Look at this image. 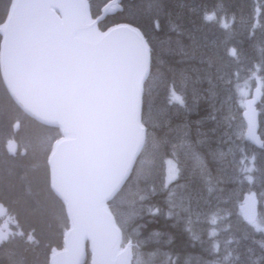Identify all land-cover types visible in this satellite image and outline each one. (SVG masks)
<instances>
[{
	"label": "trees",
	"instance_id": "trees-1",
	"mask_svg": "<svg viewBox=\"0 0 264 264\" xmlns=\"http://www.w3.org/2000/svg\"><path fill=\"white\" fill-rule=\"evenodd\" d=\"M103 1L89 0L92 16L99 13ZM139 1L124 0L123 9L104 18L99 28L104 29L117 22L133 24L144 34L150 46V71L143 86L142 112L150 104H155L163 112L166 110V115L158 116L156 122H162L158 126H151L143 120L149 130L148 139L152 130H155L156 147L167 152L169 135L161 131L177 130L184 122L188 127L190 144L205 153L209 144L218 142L215 137L222 139V132L213 120L216 119L217 123L221 120L219 126L223 127L227 121L225 117L233 118V110L230 116L227 115L230 108H226L225 99L232 96L231 103H236L238 110L241 109L237 100L239 84L245 79L253 83L256 77L262 82L264 91V0H158L160 7L157 9L161 8L163 13L158 17L146 11ZM7 5L8 0H0V21ZM212 12L216 14L215 18L207 23L205 14ZM227 13H231V17ZM157 23L158 27L155 25ZM224 23L228 24L227 28L223 27ZM209 28L217 30L216 34ZM232 49H235L236 56L230 54ZM231 69L233 72L229 73ZM170 86H174L176 94L183 98V105L172 107L163 102L171 99V94H168ZM209 86L214 89L210 91ZM0 102L7 112L17 109L1 85ZM210 104H213L212 109ZM256 105L262 127L259 130L263 141L261 146H251L240 132H236L234 138L227 135L219 141L226 152H232L233 145L235 155L244 161L242 164L238 160L231 178L223 179L217 172L216 178H198L194 168L187 167V163L176 158L181 169L179 177L164 190H152V193H145L144 201H136L140 208L126 223L124 233L139 245L141 261H147L148 264H264V233L245 225L246 220L238 212V205L247 189L254 190L264 198V92ZM215 111L219 112L218 115ZM177 114L182 119L174 117ZM163 116L167 121H163ZM34 124L39 128H34ZM164 125L167 128H163ZM214 128L221 136L214 134ZM25 129L27 138H32V141L24 144L26 153L22 156H7L1 142L5 137L0 136V201L6 207L11 233H15L10 236L6 249L15 251L22 264H47L50 249L61 245L66 219L60 200L48 186L45 153L40 151V147L34 148L31 143L50 141L49 147L58 132L32 120L27 121ZM45 130L50 131V136ZM231 138L234 139L232 144ZM144 147L142 152L146 151ZM248 150H252L253 154ZM212 159L214 157L210 155L206 162L212 165ZM245 167L251 171L243 172ZM215 169L209 168L211 173ZM248 176L252 179H247ZM173 203L175 207H172ZM109 206L112 208L115 203L111 201ZM154 207L160 211L153 214ZM262 209L261 204H258L257 211L260 213ZM208 211L212 214L210 217ZM215 213L221 216L220 221L227 222L220 225L218 231L231 239L232 253L225 251L223 243L217 239L219 232L210 235L213 233L210 219ZM14 225H18L16 230H12ZM216 245L219 246L218 250ZM238 253L240 255L235 256ZM87 261L88 252L83 264H87Z\"/></svg>",
	"mask_w": 264,
	"mask_h": 264
},
{
	"label": "snow or ice",
	"instance_id": "snow-or-ice-1",
	"mask_svg": "<svg viewBox=\"0 0 264 264\" xmlns=\"http://www.w3.org/2000/svg\"><path fill=\"white\" fill-rule=\"evenodd\" d=\"M86 8L82 0H9L0 25L6 37L0 65L16 100L33 111L38 101H44L45 114L63 129L64 139L56 140L51 148L52 155L59 158L51 189L72 214L74 258L68 264H78L81 243L87 239L92 241L94 264H115L110 257L116 255L123 257L120 264H148L140 260L138 244L128 240L127 247L118 246L120 229L111 213L101 212L108 196L132 179L134 160L146 140L144 125L137 117L136 90L148 70V42L130 24L97 31L87 20ZM57 10L63 19L56 15ZM215 15L206 13L204 19L212 21ZM230 54L237 55L235 49ZM169 92L172 100L184 103L174 86ZM248 135L253 136L251 121ZM175 172L174 167L169 168V182ZM148 175L147 171L141 173L144 180ZM145 199L140 196L141 201ZM159 211L152 209L153 214ZM243 215L257 231H264L260 227L264 220L258 222L250 206L243 207ZM12 235L15 233L0 235V264H22L15 251L6 249Z\"/></svg>",
	"mask_w": 264,
	"mask_h": 264
},
{
	"label": "rangeland",
	"instance_id": "rangeland-1",
	"mask_svg": "<svg viewBox=\"0 0 264 264\" xmlns=\"http://www.w3.org/2000/svg\"><path fill=\"white\" fill-rule=\"evenodd\" d=\"M152 1L153 0H151V1L150 0H140L139 2H142V4L145 6L144 9L146 11L154 13V15L157 17H158V15H162L163 13H161V11H160L161 8L157 9L160 7L159 6L160 3L158 2V4L154 5ZM254 78L255 79H254L253 83L251 82V80L245 79L239 84L240 86L238 88L237 100L239 101V106H241L240 110H238V108H237L238 106L236 103H231V101H230L231 99L229 100V98H226V100H225L226 104H227L226 108L229 107L230 112H232V110H233V113H232L233 118L231 120L232 122H231V125L229 124L231 126L232 130L231 131L226 130V129H228V127L225 124H224L225 127L223 126L225 130L223 129V127H222V129H220L221 127L218 126V128L221 130V132H223V133H221L222 137H223L222 139H225V136H227V134L230 135V137L234 138L236 132H240V135L243 138V130L245 128V121H244L243 117H241V112H242L243 107H244L243 105L245 103V99L251 95V90L256 85H258L260 87V90L262 93L264 92L262 90V86H261L262 82L259 79L257 80L256 77H254ZM0 85L6 93V90H5V88L1 82V79H0ZM169 94H170V92H169ZM257 101H259V99ZM163 102L167 106H169V102L172 103L170 100H166ZM175 103L173 106L183 105V104H179L177 102H175ZM2 104L3 103L0 102V136L2 137V135H3L5 138L1 142L4 144L6 140L14 137L19 142L21 147L24 148V144L30 143L32 141V138H27L26 129H25L26 125H27V121L29 119H27V117L24 116L18 110V108L12 109L9 112H7V110H5L4 106H2ZM155 106H156L155 104H150L142 112V119L145 122L149 123L151 126L152 125L158 126L159 124H161L162 122H156L158 116H160L162 114L166 115L165 114L166 110L163 112L159 106H156V107ZM230 112L228 115L231 114ZM169 114H171L170 111H169ZM163 121H167L164 116H163ZM214 121H213V123H214ZM258 121H259V127L261 128L260 119ZM219 122H218V124L216 122V126L219 125ZM225 123L227 124L228 122L226 121ZM15 124L19 125L17 130H14ZM33 127L37 128L38 126L34 124ZM152 131H153V133L151 136H149V139H148V133H147V137H146V141H145V147H144V149L146 151L142 152L139 159L137 160V163L134 167L135 171L132 173V179L127 181L125 183V185L121 188V190L118 192V194L114 197L113 202L116 205L114 206L113 212H114L115 218H116V220L120 226H124L130 220L129 219L130 214L136 213V211L140 208L139 202H136V201L140 200L141 195H145V193L150 192L152 190H156V189L158 191L160 188L164 187L165 184H167L169 182V168L170 167L175 168V165H174V161L168 157L167 152L169 154L175 153L176 158L179 161L187 163L186 164L187 167L194 168V171L196 170L198 175L200 174V172H199V168L197 166V164L199 162L196 163L197 158L200 157V159H202V160H207L210 155H211V157L213 155L214 160L218 164L215 171H213V172L214 173L217 172V174L223 179L231 178L232 177V171H235V167L239 163L238 160L242 161V158L237 157L235 155L233 145H231L232 152H226L224 149L221 148L220 143H219V141H221L222 139L218 140L217 137H215L214 139L217 140L218 142L215 144H209V146H207L208 149L206 148V150H205V153H203V152L199 151L198 149H196L195 147H193L190 144V137L187 136L188 135V127L186 124H184V122H181L180 127L177 130L173 129L171 131H164V132L161 131L163 133H167L166 134L167 136L169 135L168 136L169 140L167 141V145H169V148H168L167 152L163 148L156 147V142H157L156 133L154 132V130H152ZM45 132L48 133L47 135L50 136L49 130H45ZM224 134H226V135H224ZM232 138H231V144L234 143V139H232ZM49 142L50 141L45 143L44 141L39 140L36 143H34V142L31 143V145L34 148L40 147L39 148L40 151H44V153H45L44 163H45L47 153L49 151V147H48ZM33 143H34V145H33ZM240 149L241 150L243 149L242 144H241ZM248 151H249V153L253 154L252 150H248ZM153 154H154V156H153ZM220 160H222V163H220ZM221 166H223V167H221ZM142 171H147L149 173L147 180H144L143 177L141 176ZM159 172L162 174V176L164 178H155V175L158 174ZM138 177H139V179H138ZM173 179H175V178H173ZM173 179H171V180H173ZM246 196H252L256 200L257 204H261L263 209L261 210L260 213L257 211L256 215H257L258 222L261 220H264V198L262 196H259V194L257 192H255L254 190H251V189L246 190L244 197L242 198L240 204L238 205V212L241 215V217H243V219L246 220L244 218L243 210L241 207ZM207 215H209V217H210L212 214H210V212L208 211ZM220 218H221V216L219 214L215 213V214H213V216L210 219L211 231L214 234H216L217 232L220 231V225L223 226L227 223V222L224 223L223 220L220 221ZM213 219H215V223H212ZM1 221L2 220H0V223H1ZM245 225H247L251 229L257 231L256 228L252 224H249L247 222V220L245 222ZM260 227L264 228V223H261ZM17 228H18V225L17 226L14 225L12 230H16ZM261 232L264 233V231H261ZM223 233L224 232H221V233L219 232L217 235V239L221 240V243H223V247H224L225 251H227L228 253L230 251L232 253V250H231L232 247H231V243H230L231 239L229 237H224ZM239 255L240 254L238 253L235 256H239ZM219 264H223V263H219ZM224 264H226V263H224Z\"/></svg>",
	"mask_w": 264,
	"mask_h": 264
},
{
	"label": "water",
	"instance_id": "water-1",
	"mask_svg": "<svg viewBox=\"0 0 264 264\" xmlns=\"http://www.w3.org/2000/svg\"><path fill=\"white\" fill-rule=\"evenodd\" d=\"M31 2H41V0H31ZM43 2H50V0H43ZM78 2H80V0H78ZM83 3H85L87 5V8L85 9V11L87 12V20L90 21L96 28L97 31L99 32H105L107 31L109 28H112L118 24H130V23H126V22H121V23H115L111 26H109L108 28H106L105 30H100L98 28V23L100 21H102L105 17L107 16H111L116 14L117 12H120L123 9L122 6V0H106L100 7L99 10V14L95 17H93L91 15L90 9H89V3L88 0H82ZM117 3L119 4V6H117ZM77 12L79 10H76ZM56 15L58 17H60L61 19H63V13H61L59 10L56 11ZM4 20L0 23V25L3 24ZM132 27V24H130ZM137 28V27H135ZM142 33V32H141ZM5 33L3 31H0V52H3L5 49ZM145 39V37H144ZM146 40V39H145ZM149 48V62H150V47L148 45ZM149 73V63H148V70L146 71V73L143 76V79L140 81L138 88L136 90V109H137V117L140 119L141 117V96H142V88H143V84L144 81L147 77ZM0 75L2 78V82L4 84L5 89L7 90V93L9 94L10 98L12 99V101L18 106V108L24 113L27 114L28 116L32 117L33 119H35L37 122L44 124V125H48V126H52V127H56L61 135H62V139L59 140H63L64 139V133H63V129L61 128V126L59 125V123H54L52 122L51 118L49 116H47L45 114V111L43 110V104L44 101L40 100L37 102V110L33 111V110H29L28 108H26L23 104H21L18 100H16L15 96L12 94L11 88L9 86V82L7 77L5 76L4 73V68L2 65H0ZM260 96L259 90L258 88L254 90L251 98H248L245 101V111H244V119H245V129H244V138L245 140H247L249 143H251L254 146H260L261 143V138L258 132V121H257V112L255 110L254 107V99L258 98ZM251 121L252 123V132H253V136H249L248 135V128H249V122ZM17 128V125L15 126ZM145 126H144V130H145ZM146 132V130H145ZM55 145V142L53 143L52 147ZM51 147V148H52ZM17 148H18V144L14 139H10L8 140L5 145H4V150L7 154L9 155H14L17 152ZM24 151L21 150L20 154H23ZM139 152L137 153L138 156ZM136 160V159H135ZM134 160V163H135ZM46 164L48 166V172H49V186L51 189V184L53 181V174H54V170H56L58 168L59 165V158L58 157H54L52 155L51 149L47 155V159H46ZM123 185V184H122ZM121 185V186H122ZM121 188V187H120ZM118 188L117 191L120 189ZM52 192L62 201L64 209H65V214H66V218H67V222H68V227L63 235V239H62V248L60 249H56V248H52L50 251V254L48 256V261L47 264H68V261L72 260L73 254H72V250H71V246H70V241H71V232L73 229V221H72V214L69 212L68 206L66 204V202L63 200V198L61 196H59L58 193H55L54 189H51ZM116 191V192H117ZM116 192H113L110 196H108V198L104 201V206L101 209L102 214L105 212V210L108 213H111V211L109 210L108 206H107V202L116 194ZM244 206H250L254 212H255V201L253 199V197H247L246 202L243 204ZM4 212V207L3 204L0 203V214H2ZM111 218L114 220V217L111 213ZM105 221L107 222L108 217L105 215L104 216ZM115 222V220H114ZM116 224V222H115ZM7 223H3L0 227V235H7ZM116 227L120 229L119 233L117 234V244L118 246L120 245V242L122 240V230L121 228L116 224ZM128 241L125 243L124 247H127ZM133 244V243H132ZM86 248H88V250L90 251V261L89 264H94V254H93V245H92V241L91 239H87L82 241L81 243V247H80V253L78 256V264H83L85 256H86ZM111 260H113L115 262V264H120V261L123 260V257L116 255V256H112L110 257Z\"/></svg>",
	"mask_w": 264,
	"mask_h": 264
},
{
	"label": "bare ground",
	"instance_id": "bare-ground-1",
	"mask_svg": "<svg viewBox=\"0 0 264 264\" xmlns=\"http://www.w3.org/2000/svg\"><path fill=\"white\" fill-rule=\"evenodd\" d=\"M105 1H106V0H105ZM105 1H104V2H105ZM152 2H153V1H152ZM205 2H206V1H205ZM198 3H199V2H198ZM151 4H152V3H151ZM195 5H196V4H195ZM205 8H206V7H205ZM196 9L198 10V8H196ZM196 9H195V10H196ZM205 10H206V9H205ZM200 13H201V12H200ZM201 14H202V13H201ZM200 17H201V16H200ZM199 19H200V18H199ZM200 20H203V19L201 18ZM215 21H216V20H215ZM202 22H203V21H202ZM207 23H208V21H207ZM215 24H216V22H215ZM132 25H133V24H132ZM198 25H199V24H198ZM133 26H135V25H133ZM217 26H218V25H217ZM135 27H137V26H135ZM137 28H138V27H137ZM178 28H179V27H178ZM199 28H200V27H199ZM181 29H182V28H181ZM202 29H203V28H202ZM204 29H206V28H204ZM209 29L212 30L213 28H209ZM220 29H221V28H220ZM221 31H222V30H221ZM223 31H224V30H223ZM216 32H217V30H215V29L212 30V33H215V34H216ZM180 35H181V34H180ZM199 57H200V56H199ZM193 58H194V57H193ZM197 58H198V57H197ZM194 59H195V58H194ZM228 64H229V63H228ZM211 65H212V64H211ZM220 65H221V64H220ZM224 65H225V64H224ZM229 65H230V64H229ZM233 65L235 66L234 63H233ZM233 65H232V67H234ZM227 67H228V66H227ZM227 67H226V68H227ZM202 68H203V67H202ZM235 68H236V67H235ZM204 69H205V68H204ZM232 69H233V68H232ZM232 69H231V71H229V73H230V72H233ZM212 72H214V71H212ZM218 73H219V72H218ZM218 73H217V74H218ZM221 73H222V72H221ZM211 74H212V73H211ZM213 74H214V73H213ZM222 75H223V74H222ZM214 76H215V75H213V77H214ZM224 76H225V75H224ZM229 76H230V75H229ZM210 77H211V76H209V78H210ZM213 77H212V78H213ZM225 77H226V76H225ZM225 77H224V78H225ZM237 77H238V76H237ZM221 78H222V77H221ZM216 79H217V78H216ZM213 80H215V78H213ZM207 81H208V80H207ZM221 81L223 82L224 80L221 79ZM208 82H209V81H208ZM212 82H213V81H212ZM215 82H216V80H215ZM217 82H218V81H217ZM217 82H216V83H217ZM224 84H225V83H224ZM230 84H231V83H230ZM230 84H229V85H230ZM225 85H226V84H225ZM225 85H224V86H225ZM227 85H228V84H227ZM222 86H223V85H222ZM209 87H210V86H209ZM227 87H228V86H227ZM205 88H206V87H205ZM210 88H211V87H210ZM212 88L214 89V87H212ZM212 88L210 89V91L213 90ZM220 88H221V87H220ZM257 88H258V90H259L260 96H259L258 98H256V99H254V107H255V110H256V112H257V121H258V120H259V110H258V108L256 107V106H257V105H256V103H257L256 101L261 97V94H262V92H261V90H260V87H259L258 85L254 86V87L252 88V90H251V95H250L249 97H247V98L245 99V101H246L248 98H251V96H252L254 90L257 89ZM215 89H216L215 91H217V87H216ZM230 89H231V87H230ZM218 90H219V88H218ZM215 91H214V92H215ZM168 94H169V93H168ZM192 94H193V93H192ZM196 94H197V93H196ZM215 94H217V93H215ZM219 94H220V93H219ZM225 94H226V93H225ZM227 94H228V93H227ZM212 95H213V94H212ZM217 95H218V94H217ZM189 96H190V95H189ZM189 96H188V100H189ZM223 96H224V95H223ZM193 97H194V96H193ZM209 97H210V96H209ZM217 97H218V96H217ZM231 97H232V96H231ZM231 97H230V99H231ZM195 98H196V96H195ZM200 98H201V97H200ZM207 98H208V97H207ZM212 98H213V97H211V99H212ZM218 98H219V97H218ZM222 98H223V97H222ZM214 99H215V96H214ZM219 99H220V98H219ZM224 99H225V98H224ZM230 99H229V100H230ZM164 100H165V99H164ZM197 100H198V99H197ZM201 100H205V99H204V98H201ZM212 100H213V99H212ZM212 100H211V102H212ZM225 100H226V99H225ZM199 101H200V100H199ZM230 101H231V100H230ZM187 102H190V101H187ZM208 102H209V101H208ZM211 102H210V103H211ZM225 102H226V101H225ZM184 103H185V102H184ZM194 103H195V102H194ZM216 103H217V102H216ZM222 103H223V102H222ZM175 104H176V103H175ZM187 104H189V103H187ZM192 104H193V103H192ZM195 104H196V103H195ZM199 104H200V103H199ZM225 104H226V103H225ZM211 105H213V104H210V108L213 107V106H211ZM215 105H216V104H215ZM226 105H227V104H226ZM190 106H191V105H190ZM205 106H206V104H205ZM205 106H204V107H205ZM243 106H244V107H243V110H242V112H241V117L244 116V111H245V106H246L245 103H244ZM176 107H177V106H176ZM206 107H207V106H206ZM208 107H209V106H208ZM184 108H185V107H184ZM188 108H189V107H188ZM228 108H229V107H228ZM170 109H171V108H170ZM193 109H196V108H193ZM202 109H203V108H202ZM211 109H212V108H211ZM214 109H215V108H214ZM216 109H217V108H216ZM218 109H219V108H218ZM220 109H221V108H220ZM173 110H174V109H173ZM184 110H185V109H184ZM226 110H228V109H225V111H226ZM260 110H261V109H260ZM180 111H181V109H180ZM182 111H183V110H182ZM194 111H195V110H194ZM208 111H209V110H208ZM208 111H207V112H208ZM216 111H217V110H216ZM216 111H215V112H216ZM176 112H177V111H176ZM184 112H185V111H184ZM198 112H199V111H198ZM207 112H206V114H207ZM210 112H211V111H210ZM213 112H214V110H213ZM168 113H169V112H168ZM182 113H183V112H182ZM216 113H217V115H218L219 112H216ZM220 113H221V112H220ZM230 113H231V112H230ZM260 113H261V112H260ZM184 114H186V113H184ZM201 114H202V113H201ZM208 114H209V112H208ZM211 114H212V113H211ZM178 115H179V114H177V115H175V116L173 115V116L176 117V116H178ZM181 115H182V114H181ZM212 115H213V114H212ZM212 115H211V116H212ZM227 115H228V114H227ZM232 115H233V114H231V116H232ZM260 115H261V114H260ZM179 116H180V115H179ZM179 116H178V118H180ZM185 116H186V115H185ZM209 116H210V115H209ZM220 116H222V115L220 114ZM223 116H224V115H223ZM229 116H230V115H229ZM202 117H203V116H202ZM202 117H201V118H202ZM204 117H205V116H204ZM213 117H214V116H213ZM215 117H216V114H215ZM215 117H214V118H215ZM190 118H191V117H190ZM190 118H189V119H190ZM197 118H198V116H197ZM234 118H235V117H234ZM180 119H182V118H180ZM221 119H222V118H221ZM225 119L228 121L227 124H226V123H223V124H225V125L228 127V129H226V130H230V131H231L232 128H231L230 125H231V122H232V121H231L230 118H226V117H225ZM243 119H244V117H243ZM262 119H263V117H262ZM174 120H175V119H174ZM187 120H188V119H187ZM198 120H199V118H198ZM210 120H211V119H210ZM214 120L216 121V119H214ZM214 120H213V121H214ZM175 121H176V120H175ZM178 121H179V120H178ZM204 121H205V120H204ZM208 121H209V120H208ZM215 121H214V123H216ZM220 121H221V120H220ZM244 121H245V119H244ZM262 121H263V120H262ZM200 122H201V121H200ZM176 123H177V122H176ZM205 123H206V122H205ZM260 123H261V122H260ZM172 124H173V123H172ZM206 124H207V123H206ZM210 124H212V123H210ZM217 124H218V123H217ZM220 124H221V123H220ZM229 124H230V125H229ZM201 125H202V124H201ZM201 125H200V126H201ZM203 125H204V123H203ZM245 125H246V123H245ZM18 126H19V125H18ZM169 126H170V125H169ZM207 126H209V124H208ZM217 126H219V125H217ZM260 126H261V124H260ZM171 127H172V125H171ZM204 127H205V126H204ZM213 127H214V126H213ZM221 127H222V125H221ZM224 127H225V126H224ZM224 127H223V129H224ZM227 127H226V128H227ZM163 128H167V127H165V125H164ZM211 128H212V127H211ZM261 128H262V127H261ZM159 129H160V127H159ZM220 129H222V128H220ZM220 129H219V131H220ZM259 129H260V127H259V121H258V130H259ZM263 129H264V128H263ZM171 130H172V129H171ZM208 130H209V129H208ZM224 130H225V129H224ZM148 131H149V130H148ZM154 131H155V130H154ZM162 131H163V130H162ZM164 131H167V130H164ZM213 131H214V134H219V136H221V135H220V132H219L217 129L214 128ZM155 132H156V131H155ZM161 133H163V132H161ZM222 133H223V132H222ZM5 135H6V134H5ZM224 135H226V134H224ZM227 135H228V134H227ZM259 135H260V138H261V143H260V146H261L263 141H262V137H261L260 131H259ZM221 137H222V136H221ZM263 137H264V136H263ZM222 138H223V137H222ZM242 142H243V141H242ZM240 145H241V144H240ZM156 155H157V154H156ZM153 156H154V154H153ZM157 156H158V155H157ZM205 157H206V156H205ZM18 158H19V157H18ZM157 158H158V157H157ZM206 159H207V158H206ZM223 159H224V158H223ZM212 162H213V163H212V169H215L216 166H218V164L216 163V161H215L214 159H212ZM208 163H209V162H208ZM213 167H214V168H213ZM210 168H211V167H210ZM180 170H181V169H180ZM225 170H226V169H225ZM227 170H228V169H227ZM228 171H229V170H228ZM229 172H230V171H229ZM156 190H157V189H156ZM158 191H159V190H158ZM150 192H151V191H150ZM151 193H152V192H151ZM158 194H159V193H158ZM12 199H13V198H12ZM12 199H11V200H12ZM38 204H39V203H38ZM22 205H23V204H22ZM115 205H116V204H115ZM7 208H8V207H7ZM16 208H17V207H16ZM154 208H155V207H154ZM45 209H46V208H45ZM39 210H40V209H39ZM16 211H17V210H16ZM34 211H36V210H34ZM24 217H25V216H24ZM47 229H48V228H47ZM17 231H18V230H17ZM12 239H13V238H12ZM45 240H46V239H45ZM9 244H10V243H9ZM10 248H11V247H10ZM14 248H15V247H14ZM18 253H19V252H18ZM258 255H259V254H258ZM251 258H252V257H251ZM251 258H250L249 260H252ZM257 259H258V258H257ZM254 261H255V260H254ZM247 262H249V261H247Z\"/></svg>",
	"mask_w": 264,
	"mask_h": 264
},
{
	"label": "flooded vegetation",
	"instance_id": "flooded-vegetation-1",
	"mask_svg": "<svg viewBox=\"0 0 264 264\" xmlns=\"http://www.w3.org/2000/svg\"><path fill=\"white\" fill-rule=\"evenodd\" d=\"M228 14V16H230L231 17V13H227ZM173 153H171V155H172ZM169 158H171V157H169ZM173 161H174V165H175V168H176V173H175V176H174V178H177V177H179V173H180V167H179V163L177 162V161H175L173 158H171ZM197 162H199L198 164H197V166H198V168H199V172H200V174L198 175V178H216L217 176H216V174L213 172V170H212V173H211V171L209 170V168L211 167V169H212V165H210V164H208L207 162H206V160H202V159H200V157L199 158H197V160H196V163ZM214 168V167H213ZM155 178H164L163 176H162V174L159 172L158 174H156L155 175Z\"/></svg>",
	"mask_w": 264,
	"mask_h": 264
}]
</instances>
